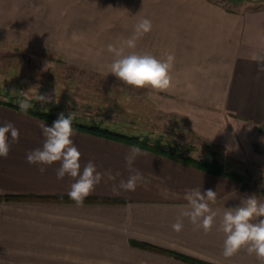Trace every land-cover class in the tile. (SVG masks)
<instances>
[{
    "label": "crops",
    "instance_id": "0c3cea01",
    "mask_svg": "<svg viewBox=\"0 0 264 264\" xmlns=\"http://www.w3.org/2000/svg\"><path fill=\"white\" fill-rule=\"evenodd\" d=\"M250 1L226 0L225 10L213 8L210 0H184L181 4L191 5L172 8H127L116 3L113 13L129 20L132 38L140 20H151L152 30L137 38L136 46L146 37V44L161 50L160 57L153 55L157 59L174 56L167 92L173 91L176 99L214 101L207 102L210 108L187 116L213 144L218 143L213 132L224 134L227 153L238 162L255 164L262 185L242 191L236 181L144 149L129 168L125 157L133 146L73 129L81 171L91 161L102 174L90 196L123 203L7 201L4 197L10 195L68 196L75 180L68 175L57 178L59 162L48 166L26 161L29 151L43 146L41 126L52 123L0 104V126L10 122L20 133L18 142L9 138L8 157H0V264H190L134 242L212 264H261L246 248L230 258L222 254L223 213L253 194L264 202V72L257 71V58L264 57V7L255 8ZM103 4L101 0H0V54L9 53L13 42L33 34L32 29L40 30L43 13L51 21L59 18V12L66 18L84 19L106 13ZM40 167L45 168L43 173ZM136 172L145 177V184L135 191L118 189L121 180ZM196 188L202 194L208 189L216 192L209 207L217 215L208 232L182 215L188 208L185 194ZM178 220L183 223L179 232L172 228Z\"/></svg>",
    "mask_w": 264,
    "mask_h": 264
},
{
    "label": "rangeland",
    "instance_id": "374dc122",
    "mask_svg": "<svg viewBox=\"0 0 264 264\" xmlns=\"http://www.w3.org/2000/svg\"><path fill=\"white\" fill-rule=\"evenodd\" d=\"M101 1L106 13L89 14L84 19L66 18L59 12V18L51 21L49 14L43 13L40 30L32 29L33 34L13 42L9 53L0 54V100L35 101L40 107L54 108L57 114L74 113L73 118L84 123H100L129 134L160 138L165 144L180 146L195 158L216 154L230 169L251 178L252 187L262 185L256 179L255 164L238 162L227 153L224 134L213 132L218 136V143L213 144L195 130L187 116L191 111L210 108L207 102L214 104V101L176 99L173 91L135 88L109 73L117 58L108 51L109 44L123 48L124 54L161 55L160 48L146 44V37L141 39L143 44L127 48L124 41L132 38L129 20L116 18L113 13L116 3L127 8L191 4H181L184 0H137L138 4L131 0ZM225 1L210 0L209 4L225 10ZM250 2L255 8L264 7V0ZM38 95L48 97L49 102L37 101Z\"/></svg>",
    "mask_w": 264,
    "mask_h": 264
},
{
    "label": "clouds",
    "instance_id": "9594fccd",
    "mask_svg": "<svg viewBox=\"0 0 264 264\" xmlns=\"http://www.w3.org/2000/svg\"><path fill=\"white\" fill-rule=\"evenodd\" d=\"M151 30V20L147 18L140 20L134 26V37L124 41V44L127 48L134 49L136 39ZM107 47L108 51L117 57L110 65L109 73L117 77L123 84L135 88H150L157 92L166 91L171 87L170 71L174 56L168 55L166 60H160L147 53L124 54L123 48L117 49L112 44ZM257 71L264 72V57L257 58ZM36 99L41 103L49 102V98L42 95H38ZM30 107L31 105L27 102L19 103L22 112H26ZM73 115L74 113L65 117L60 114L51 126L42 125V134L45 138L43 146L29 151L26 154V161L29 164L48 166L59 162L57 178L63 179L65 175L74 178L75 182L71 184L67 195L77 206H82L96 185L101 182L102 174L91 161L81 171V153L72 140L74 135ZM9 138L13 142H18L20 138L19 130L10 122L0 126V157L7 158L9 155ZM140 153L141 149L134 147L125 157L129 168ZM39 171L43 173L45 168L40 167ZM145 183V177L136 172L130 175L127 180H121L118 189L135 191L139 185ZM114 190L117 188L114 187ZM184 199L188 202V208L182 215L188 217L193 225L201 227L205 232L210 231L217 214L209 207V202L215 203L216 192L208 189L202 194L201 189L196 188L187 192ZM172 228L174 231H181L182 221L178 220L172 225ZM221 230L225 234L222 252L225 258H230L241 249L246 248L249 255L254 254L261 264H264V202H261L256 195L253 194L244 199L240 206L226 210L223 213Z\"/></svg>",
    "mask_w": 264,
    "mask_h": 264
},
{
    "label": "trees",
    "instance_id": "16d2710c",
    "mask_svg": "<svg viewBox=\"0 0 264 264\" xmlns=\"http://www.w3.org/2000/svg\"><path fill=\"white\" fill-rule=\"evenodd\" d=\"M33 102V103H32ZM28 102L31 107L23 113L29 114L41 120L49 123H53L58 119L60 114L54 111V108L48 109L46 106L41 107L37 105V102ZM0 104L8 106L14 110L20 111L19 103L15 101H1ZM65 117H68L64 115ZM73 129L79 132H83L95 137L104 138L108 140L117 141L129 146L139 147L150 151L152 153L167 157L171 160L190 165L194 168L202 170L208 174L229 178L241 184L242 191L256 190L251 185V178H247L245 175L230 169L226 163L222 162L216 154L206 155L203 158H195L188 156L183 148L171 144H165L162 139H153L149 135L141 136L137 134H129L119 130H115L100 123L88 124L79 121L77 118H73ZM7 201H25V202H50V203H70L75 204L68 196H32V195H10L5 196ZM122 201L99 198L89 196L86 198L83 204H122ZM133 245L146 248L151 251H156L163 254H169L177 259L183 260L190 264H212L205 261H201L183 254H179L172 251H167L149 244H141L134 242Z\"/></svg>",
    "mask_w": 264,
    "mask_h": 264
}]
</instances>
